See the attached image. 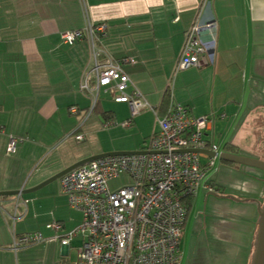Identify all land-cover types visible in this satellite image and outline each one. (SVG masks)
<instances>
[{
	"label": "crops",
	"instance_id": "crops-1",
	"mask_svg": "<svg viewBox=\"0 0 264 264\" xmlns=\"http://www.w3.org/2000/svg\"><path fill=\"white\" fill-rule=\"evenodd\" d=\"M87 3L91 20L107 25L102 40L107 52L116 59L132 58L122 64L132 81L128 92L138 89L151 107L133 116L129 125H123L131 118L130 106L114 101L105 87L100 90L109 95L110 104L100 102L99 96L93 106L96 80L89 74L93 65L89 41L68 43L62 38L64 32L86 24L80 0H0V191H25L0 196V264H34L30 257L41 248L52 253L42 264H60L69 261L73 247L82 245V235L76 236L70 246L49 239L77 226L83 213L67 208L68 196L59 191L58 180L53 192L49 184L55 180H47L79 160L111 149L92 145L70 148L66 142L60 143L63 138L81 133L84 139H75L83 142L87 134L92 138L100 125L109 128L120 124L137 129L135 144L143 140L144 145L117 150L144 149L159 130L158 117H163L174 101L189 106L196 117L214 114V129L205 134V139L213 140L220 151L264 160V0ZM197 20L217 22L214 40L208 28L201 29L202 39L214 42L215 62L175 71L187 33ZM87 74L89 90L82 87ZM232 81L233 85L227 87ZM73 107L76 112L71 111ZM121 112L126 115L120 122ZM107 121L114 124L105 126ZM11 136L19 142L17 150L9 154ZM220 161L218 168L210 171L207 182L215 190L221 189L223 194L217 196L231 199L225 176L234 172L252 178L253 193L237 187L238 191L232 189L230 193L238 194L239 202L250 201L255 212L245 241L240 237L235 241V229L212 223L220 239L217 241L222 244L220 257L225 264H251L260 221L258 202L259 207L264 203V170L249 166L253 168L243 171L238 163ZM249 185L247 182L244 186ZM203 188L207 197L211 192ZM53 199L56 203L48 212L46 206ZM55 221L63 223V230L56 232L47 227ZM36 232L42 233L45 240L13 248L18 236ZM183 239L184 230L180 264L185 255ZM55 245L60 246L58 253L51 252Z\"/></svg>",
	"mask_w": 264,
	"mask_h": 264
},
{
	"label": "built area",
	"instance_id": "built-area-1",
	"mask_svg": "<svg viewBox=\"0 0 264 264\" xmlns=\"http://www.w3.org/2000/svg\"><path fill=\"white\" fill-rule=\"evenodd\" d=\"M86 16L83 28L62 34L65 42L87 39L93 65L89 74L96 80L92 93L93 106L99 99L100 88L111 91L116 102H126L131 118L145 108H150L143 94L134 89L122 64L132 58L116 59L106 50L103 38L106 23H94L89 15L87 0H80ZM208 28L214 40L215 20H197L189 29L175 71L192 66L202 67L215 62L214 42L204 41L201 29ZM87 74L82 87L91 89ZM71 111L76 112L75 107ZM159 130L149 139L145 153L113 154L97 158L79 166L58 179L59 191L68 196L73 209L83 213L82 221L64 234L56 233L49 239H58L70 246L78 235L84 241L77 249L75 261L60 264H180V248L184 225L189 209L187 200L197 195L201 186L216 190L207 182L218 154L208 156L204 163L198 148L219 151L205 134L214 129L215 116L196 117L189 106L171 101L163 117H158ZM113 121L105 122L111 126ZM84 134H77L83 140ZM19 138L10 137L7 153L17 150ZM126 175L128 182L112 188L110 182ZM59 232L60 221L47 224ZM45 240L42 233L20 235L13 248L28 246Z\"/></svg>",
	"mask_w": 264,
	"mask_h": 264
},
{
	"label": "rangeland",
	"instance_id": "rangeland-1",
	"mask_svg": "<svg viewBox=\"0 0 264 264\" xmlns=\"http://www.w3.org/2000/svg\"><path fill=\"white\" fill-rule=\"evenodd\" d=\"M233 82L234 81L228 83L226 82L227 87L228 86L231 87V85H233ZM99 96H100V102L106 104L107 106L110 104L109 102L111 101L109 95L105 93H101L100 90ZM91 107H92V103H91ZM125 115H126L125 112H121L120 114H118V119L120 122L123 119V117H125ZM92 116H95V114H93ZM97 129L98 130H95L92 138L89 139V136L87 134V138L83 142H78L72 136L66 139L63 138L60 141V143L66 142L65 145L66 147H70V148L72 147L75 149L85 148L86 146L92 145L96 148L98 147L109 148L111 149L110 151H119L117 149H127V148L134 149V147L139 148L144 145L143 140L135 144V140L138 138L139 135L137 129L130 130V127H122V125L120 124L114 125L113 127H109V128L100 125L99 128ZM201 159L204 162L208 161V157L204 154H201ZM220 162L221 161L218 158L216 160V164L213 170H216L218 168ZM239 166L243 168V171L244 169L253 168L243 164H239ZM255 171L261 172L258 171L257 169ZM223 172L221 173V175L224 174ZM236 173H240V172H236ZM225 177L228 183L230 184L227 185L226 192L230 194L231 199L226 195L217 196V194L215 195L213 193L215 191H209L208 189L207 190L211 193H209L208 196L206 197L207 191L205 192V189L202 186L198 190V195L195 198L194 204L190 206L188 220L184 226V239L182 243V248H184L183 255L184 252L185 255L182 264H225L220 257V249H222L221 246L222 244L217 241L220 239L214 233L213 225H212V223L214 222L215 223L219 222L222 225L224 224V226H227L229 229L230 228L235 229L236 230L234 231L236 232L234 235L235 241L236 238L238 237L242 238L245 241L246 238L249 236V229L251 228L250 217L254 216L255 214L252 206L250 205L252 203L250 201L239 202L237 200L238 198H240L238 197L239 195L230 192L232 189L234 191H238L236 189L237 187L242 189L243 191L253 193L252 190H250L253 183L252 178L239 177L234 175V172L230 173V175L228 174ZM126 182H128L127 176L121 175L119 178L112 180L110 182V185L112 188H115L117 185H121L122 183H126ZM247 182H249L250 184L249 186H247L248 188L244 186L246 185ZM55 184H56V180L49 184L50 186H52V192ZM57 192L59 191L56 185V193ZM245 197L248 198V196ZM55 203L56 202L54 201V199L48 202V205L46 206L48 212L52 211L53 205H55ZM67 208L73 210V208L69 204V201L67 203ZM250 210H253L252 213H250ZM58 248L60 249V246L55 245V248L53 247L51 252H57ZM47 252L48 250H46L45 248H41L38 251V253L30 257V262L34 264H42V261L43 259H45V257H47V259L51 257L50 254L52 253L47 254ZM77 253H78L77 249L73 247L70 251V255L68 256L69 261H75L77 259ZM228 258L225 257V259Z\"/></svg>",
	"mask_w": 264,
	"mask_h": 264
},
{
	"label": "water",
	"instance_id": "water-1",
	"mask_svg": "<svg viewBox=\"0 0 264 264\" xmlns=\"http://www.w3.org/2000/svg\"><path fill=\"white\" fill-rule=\"evenodd\" d=\"M196 151L202 154L212 155V156L218 154V158L220 160L253 166V167H257V168L264 170V160H260L257 158L244 156V155L234 153V152H227V151H220V150L217 152V150L210 149V148L209 149L208 148H202V149L198 148L196 149ZM145 152H147V150L140 149V150H129V151H110V152H104V153L92 155L82 160H79L75 162L74 164L68 166L67 168L61 170L60 172H58L57 174L49 178V180L47 181L50 182L53 180H58L65 173L79 166L85 165L88 162L95 160L97 158H101V157L113 155V154H134V153H145ZM23 192L25 191L24 190L0 191V196L19 194ZM213 193L215 195L218 194L217 192H213ZM258 209L260 213V221H259V227H258V232H257L255 250L253 253L251 264H264V203L262 207H259V202H258Z\"/></svg>",
	"mask_w": 264,
	"mask_h": 264
},
{
	"label": "trees",
	"instance_id": "trees-1",
	"mask_svg": "<svg viewBox=\"0 0 264 264\" xmlns=\"http://www.w3.org/2000/svg\"><path fill=\"white\" fill-rule=\"evenodd\" d=\"M170 95V94H169ZM226 148L227 149H229V150H233L232 148V146H226ZM233 151H235V150H233ZM217 191V193L220 195V194H223V192L221 191V189H217L216 190ZM186 204H187V206H188V209H190V206H191V204H192V198L191 199H189V200H187V202H186Z\"/></svg>",
	"mask_w": 264,
	"mask_h": 264
}]
</instances>
